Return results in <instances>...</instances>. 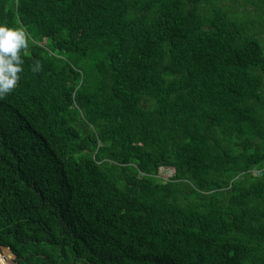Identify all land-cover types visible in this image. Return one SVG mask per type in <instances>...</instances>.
Segmentation results:
<instances>
[{
    "label": "trees",
    "instance_id": "trees-1",
    "mask_svg": "<svg viewBox=\"0 0 264 264\" xmlns=\"http://www.w3.org/2000/svg\"><path fill=\"white\" fill-rule=\"evenodd\" d=\"M223 1L0 0L1 264H264V0Z\"/></svg>",
    "mask_w": 264,
    "mask_h": 264
},
{
    "label": "clouds",
    "instance_id": "clouds-1",
    "mask_svg": "<svg viewBox=\"0 0 264 264\" xmlns=\"http://www.w3.org/2000/svg\"><path fill=\"white\" fill-rule=\"evenodd\" d=\"M28 47L26 33L22 28L0 25V96L14 90L19 80V73L23 71L20 53ZM40 63L33 67L39 72Z\"/></svg>",
    "mask_w": 264,
    "mask_h": 264
},
{
    "label": "rangeland",
    "instance_id": "rangeland-1",
    "mask_svg": "<svg viewBox=\"0 0 264 264\" xmlns=\"http://www.w3.org/2000/svg\"><path fill=\"white\" fill-rule=\"evenodd\" d=\"M224 5L232 4L229 0L223 1ZM234 8L236 11L241 14L242 17H248L250 19H257L260 18L262 15V11L260 7L256 6V0H234ZM262 24L261 25H253L256 27V30L258 31V37L263 43L264 46V20L261 19ZM173 173V169L171 167H161L159 169L158 176L162 177L164 179L170 178V176ZM12 257L10 255L9 258V264H11ZM1 264V263H0Z\"/></svg>",
    "mask_w": 264,
    "mask_h": 264
},
{
    "label": "water",
    "instance_id": "water-1",
    "mask_svg": "<svg viewBox=\"0 0 264 264\" xmlns=\"http://www.w3.org/2000/svg\"><path fill=\"white\" fill-rule=\"evenodd\" d=\"M3 249H7V248H5V247H3V246L0 245V252H2ZM7 252L9 253V251H7ZM9 256H10V253H9Z\"/></svg>",
    "mask_w": 264,
    "mask_h": 264
},
{
    "label": "built area",
    "instance_id": "built-area-1",
    "mask_svg": "<svg viewBox=\"0 0 264 264\" xmlns=\"http://www.w3.org/2000/svg\"><path fill=\"white\" fill-rule=\"evenodd\" d=\"M259 171H256V173H258Z\"/></svg>",
    "mask_w": 264,
    "mask_h": 264
}]
</instances>
